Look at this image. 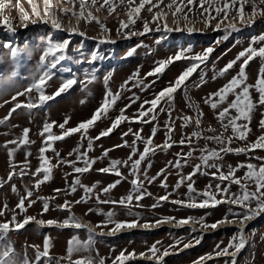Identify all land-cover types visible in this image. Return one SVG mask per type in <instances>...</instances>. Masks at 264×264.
<instances>
[{"label":"rangeland","instance_id":"374dc122","mask_svg":"<svg viewBox=\"0 0 264 264\" xmlns=\"http://www.w3.org/2000/svg\"><path fill=\"white\" fill-rule=\"evenodd\" d=\"M34 2L42 9L43 0H34ZM115 2L117 7L111 16L106 10L94 13L111 30L109 33L102 32L94 22L89 24L84 21H80L77 32L67 31L76 25V20L71 15L60 16L63 29H54L50 21L44 23L41 22L40 17L31 16V5L28 0H19V6L23 7L25 12L30 15V19L26 22L21 19L17 0H10L9 6L0 13V20L5 17L11 19L15 28L13 32L6 25L0 23V120L8 116L16 102L27 103L30 98L33 102H38L39 94L35 90L29 95L18 97L15 102L11 98L17 91H23L32 83L33 79L38 78L41 74L37 70V66L49 40L52 42L68 40L69 44L63 53L65 58L60 60L55 68L48 69L51 72V79L46 84L45 94L53 95L66 79L77 81L71 89L55 96L54 99L31 110L18 109L5 123L0 124V182H3V186L0 187V209L4 208L5 204L7 205L4 216H0V223L11 220L12 210H15L16 219L20 222L26 216L63 222L69 215H74L81 223H83L82 217H84L92 221L96 227L105 229L115 228L114 223L103 225L106 220L105 214L109 212L115 213L114 221L125 223L156 221L166 217L172 218L168 219L172 221L187 218L193 221L196 226L181 224L179 228H171L159 223L158 228L152 230H132V227H123L121 230L127 229V231H123L121 234L112 236L96 234L91 248L88 251L82 250L73 253L72 260L75 261L90 255L94 262L104 258L105 264H112L121 251H125L127 255L131 252L136 254L141 249H145L144 253L151 254L147 249L150 245L156 246L158 252L155 258H160L165 250L174 249L192 241L197 243L195 247L167 256L166 264H185L191 260H199L205 255L223 250L233 237L241 235L238 221H241L246 209L240 205L225 203L205 208L178 206L167 199L156 200L152 194L161 197H174L188 202L187 184L189 181L185 180L178 189L175 187L177 182L181 177H187L194 171L195 166L201 163L200 149L205 145L209 149L221 147L215 141L207 140L206 137L220 133H223L225 137L232 135L230 129L227 132L224 131L217 119V113L226 107L227 103L214 110L204 101L210 93L216 92L239 72L242 60L237 61L232 69L220 75L221 70L230 61L235 60L237 55L248 48L250 44L257 48L264 46L262 41L253 43L254 38L264 35V15H260L258 11L253 16L252 4L249 0L244 3L243 21H241L240 13L237 11L240 4L237 3L217 30L216 24L220 17L213 19L209 27H205L201 22L199 0H196L194 5H188L183 9L184 12H188L189 8L192 9L191 12H188L189 21H185L183 16L178 14L175 23L172 15L174 7L173 9L167 7L172 3V0H163L159 7L153 9V12H163L168 27L170 29L178 27L179 31H165L163 21L160 22V28L157 30V24L152 21V13L147 11L148 5H145L139 18H136L135 25L124 28L120 34H117L118 20H127V9L120 6L119 0H115ZM177 2L179 3V0ZM186 2L187 0H184L185 4ZM222 2L223 0H218L214 7L222 6ZM53 3L55 4L56 0H53ZM138 3L139 0H136V4ZM255 3L259 9H264V4H260L259 0H255ZM59 7H68V5L60 4ZM212 15H216L214 11ZM32 20L36 22L33 23ZM145 20L148 21L151 30L143 35H131V33L143 32ZM229 24H235L236 30L228 28ZM188 28H193L194 31L189 32ZM5 43H11L13 48L19 50L15 59L11 56V51L3 47ZM207 48L213 49L208 59L199 64L197 70L185 81V85L176 91L171 102L161 101L155 112L156 119L150 123H141L135 120L124 121L110 135L93 140L91 150L88 149V139H81V133L51 142V148H47L44 144L45 137L41 136L40 132L45 122H57L52 128L55 135L61 134L62 130L59 128V124L63 123L65 118H70L65 125V130L76 127L80 122L90 119L95 110L100 107L106 90H111L113 94L118 93L119 99L109 110L107 117L99 119L94 126L88 129L87 137H96L102 130L110 127L112 121L120 114V110L125 109L127 105L131 106L126 108L125 115L128 117L137 115L144 101L154 99L157 93L169 86L170 82H174L175 78L191 63L190 60L176 61L169 65L162 74L147 75L157 66L158 61L174 56L182 49H191V52L186 55H195L203 53ZM262 64H264V60L260 58L250 61L246 68L247 84H255ZM137 72L138 76L134 77L133 74ZM105 77H108L107 84H105ZM250 91L253 101H258L259 95L255 89ZM233 98L230 95L228 102ZM133 100H135L134 103ZM148 107L150 105H144L145 109ZM160 108H163L164 111H160ZM169 110H171V116L168 114ZM198 111L203 113L199 127L195 124ZM231 114L236 115L235 110H232ZM184 116L193 117V122L184 126V121L181 119ZM261 121H264V106L257 105L251 113L249 123L251 131L248 133L247 142L234 139L230 147L233 149L244 147L246 143H251L264 134ZM168 123L174 126V132L171 133V141H169L172 143V147L164 149L165 151L155 150L140 165V180L143 181V190L150 195L145 194L140 201L133 199L128 206L119 203L99 202L103 200L119 201L121 197L127 196L132 190L131 180L134 177L131 175V162L128 167L118 166L122 176H117L112 172L103 173L98 169L108 167L111 160H128L132 151L131 146L135 140L132 133L139 132L141 129L140 135L146 140L152 135V129L157 128L153 145L165 142L168 131L166 124ZM239 123L248 122L241 120ZM25 128L30 129L29 140L32 143L21 146L15 153L14 163L17 166V173L21 168H24L23 161L28 152L31 155L28 156L29 165L25 171H35L40 163L39 149L42 146L47 148L44 155L53 166L52 178L42 183L38 189L34 186L37 177L31 175L21 177L17 174L13 176L12 180H8L9 158L4 145L8 141L20 138ZM129 129L132 131L129 132ZM126 132L128 135L125 136ZM193 132H200L205 138L192 136ZM187 137L192 138V144L181 145L179 141ZM124 141H127L129 146L115 147V145H122ZM8 147H15V145L8 144ZM135 147L138 151L137 155L132 157L133 160L138 159L139 153L143 152V141L136 140ZM190 148L195 151L187 157V163H185L183 154L188 153ZM75 149H78V152H87L88 158L101 157L105 149L112 150L106 157L97 159L90 171L77 174L70 164L65 163V161H76L77 167L84 166L83 160H77L78 152L74 151ZM69 153L72 154L69 155ZM221 157L222 159L217 163L222 164L223 171L227 172L229 165L233 168L241 163H252L259 166L264 161L258 157H264V150L257 149L248 153L222 152ZM177 161L180 163L178 168L174 166ZM162 169L163 172H161ZM246 170V168H241L236 172V175L242 177ZM145 171L148 179L156 177L152 183H148V179H145L143 175ZM214 171L216 169L201 166V172H197L192 177L197 193L205 191L209 185L213 192H216L217 185H220L221 188L231 185L230 193L240 192L238 185L213 177L211 173ZM205 172L208 174H203ZM77 177L81 185L96 184L94 192L87 194L90 198L86 203H75L86 196L82 187L77 185L74 193L70 191V185ZM165 177L167 178L166 188L161 186V181H164ZM39 178H43V173ZM117 180L121 182L110 192L105 194L101 191L102 188ZM13 184L16 186V192L12 191ZM250 188L254 190V186L250 185ZM57 189L60 191H55ZM27 190H31L33 195L25 200L27 211L22 212L16 208V205L20 198L26 195ZM97 195H99V201L96 198ZM221 195L217 193L216 198L220 199ZM193 196L197 202L204 199L202 196H196L195 193ZM40 198H48L49 209L47 212L43 211L44 200ZM29 199L35 201L30 207L28 206ZM65 201L71 202L70 212L67 209L61 210L59 207ZM251 207H256L254 202ZM89 209L92 211H88ZM201 218H203L202 222ZM219 221L224 222L218 223ZM228 222L230 225H226ZM214 224L216 227H211ZM39 228L34 221H29L20 230L9 232L4 243L10 242L19 256L23 257L27 253L29 260H34L35 250L31 245H39L43 250V241L45 237H48L51 241L49 251L51 259L48 264H69L67 259L69 240L76 237L83 242L87 241L89 236V232L85 228L54 227L45 229L43 234L40 233ZM242 235L246 239V246L238 256L236 264H264V212L262 215L257 214L255 221L246 224ZM229 250L235 249L230 248ZM161 261L158 264H161ZM126 264L154 263L146 260L137 261L133 258ZM204 264H230V256L214 258Z\"/></svg>","mask_w":264,"mask_h":264},{"label":"snow or ice","instance_id":"6c2138e0","mask_svg":"<svg viewBox=\"0 0 264 264\" xmlns=\"http://www.w3.org/2000/svg\"><path fill=\"white\" fill-rule=\"evenodd\" d=\"M163 2V0H139V3L136 4V0H119L120 6H123L127 9V20L119 19V27L117 28V34H120L121 30L124 28H128L129 26H133L136 23V18H139L140 12L142 9L145 8V5H148L147 11L152 13V21L157 24V30L160 28V22L163 21V28L165 31H179L180 29L177 27L175 29H170L167 24V20L165 14L161 11L153 12L154 8L159 7V5ZM218 0H199V6L201 11V22L205 25V27L211 26V21L213 19H217L220 17L219 21L216 24V29L218 30L221 26V23L224 22L228 18L229 11L235 8L237 3L240 4V7L237 11L240 13L241 21H243V8L244 3L249 2V0H223L222 6H215ZM252 4V15L255 16L259 11L260 15H264V9H259L258 5L255 3V0H250ZM28 3L31 5V16L40 17L41 22L48 23L50 21L52 27L57 30L63 29L62 20L60 16H68L71 15L76 20V25L67 29L70 32H77L79 30V23L80 21H84L85 23H96L102 32L109 33L111 30L107 28L106 24L101 21V18L94 14L98 13L101 10H106L108 15L111 16L115 11L117 4L115 0H56V3H53V0H43V7L42 9L34 2V0H28ZM196 0H187L186 4L184 0H172V3L168 4L167 7L169 9H173L172 15L174 18V23L176 21V17L178 14L182 15L185 21H189L190 17L188 12H191L192 9L189 8L188 12H184V7L188 5H194ZM260 4H264V0H259ZM10 4V0H0V13L4 11ZM60 4H67L68 7H59ZM17 7H19V11L21 13V19L23 21H28L30 19V15L25 12L23 7L19 6V0H17ZM215 12V16L212 15V12ZM221 14H223L221 16ZM107 19V17H105ZM35 23V20H32ZM0 23L6 25L10 31H15L13 27V21L7 17L3 20H0ZM228 28L236 30L235 24H229ZM151 29L149 28L148 21L143 22V32L141 33H131V35H143L149 32ZM187 31L192 32L194 31L193 28H188ZM83 35L84 33H80ZM227 38V37H225ZM107 39V38H105ZM256 41L264 42V35L254 38L253 43ZM103 42V41H102ZM69 44L68 40H64L62 42H52L51 40L48 41L47 46L43 50V54L40 56V60L37 66V70L41 73L38 78L33 79L32 83L29 84L23 91H17L14 96H12V101H17V98L20 96L29 95L33 90H35L38 96V102H33L30 98L27 103L24 102H16L14 106L10 109L8 116L4 117V119L0 120V124L5 123L11 115L16 112L18 109L26 108V109H33L38 106L45 104L47 101L54 99L55 96L60 95L61 93L66 92L67 90L71 89L72 86L77 83L75 79H66L64 80L58 90L53 95H46L45 94V87L47 82L51 79V72L48 71L49 68H55L56 64L65 58L63 53L65 52L67 46ZM4 48H7L11 51V56L13 59L18 55L19 50L13 48L11 43H5L3 45ZM213 51L212 48H207L203 51V53H197L195 55H186V53L191 52V49H182L178 51L174 56H170L167 59L160 60L157 62V66L147 73V75H159L162 74L166 68L171 65L172 63L180 60H190V66L184 69L174 80V82H170L169 86L163 88L159 93H157L154 99L148 101H144L141 105L140 110H138V114L134 115L133 117H128L125 115V110L127 107L131 105H127L125 109L120 110V114L112 121L111 126L105 130H102L96 137H87L88 129L94 126L95 122L101 118L107 117L109 110L115 105L116 101L119 99V94H113L111 90H106L105 97L103 102L101 103L100 107L95 110L92 114L90 119L86 121L80 122L76 127L67 128L65 130V125L68 123L70 118H65L63 123L59 124V128L62 130L60 135H55L52 132L53 126L57 123L53 121L51 123L45 122L43 128L40 132V135L45 137L44 144L47 148H51V142L63 140L66 137L75 134L81 133V139L87 138L88 139V149H92L93 140H99L101 137H106L110 135L114 129H116L122 122L128 120H135L141 123H150L151 121L156 119V109L160 106L161 101L171 102L174 99V94L180 88L185 85V81L197 70L200 63H203L208 59L209 54ZM131 54V53H130ZM51 58V60H49ZM260 58L264 60V46L259 48L254 47L250 44L248 48L241 51L235 60L230 61L220 72V75L226 73L229 69H232L233 66L237 63V61L242 60L243 62L240 64L239 72L236 76L232 77L231 80L228 81L225 85L219 88L216 92L210 93L209 96L205 99V103L208 104L212 109H217L221 105L227 103L226 107H223L217 113V119L221 123V127L227 132L229 129L231 130L232 135L227 137L224 136L223 133L219 135H213L206 137L209 141H215L217 144L221 145V147L211 148L209 149L207 145L204 148L200 149L201 155L199 157L200 164L196 165L194 171L190 173L187 177H181L180 180L176 184V188L178 189L181 184L185 182V180L189 181L187 184L188 189V202L183 200H176L173 203L186 205L188 207H215L221 203H230L234 205H240L246 212L243 214L241 223L250 220L253 216L259 214V212H264V162H262L259 166L247 163V164H239L235 168L229 165V170L227 172L223 171V165L217 163V161L221 160V153L222 152H235V153H248L253 152L257 149L264 150V134L257 137V139L251 143H246L244 147L235 148L233 149L230 147L234 139H238L240 141L247 142L248 133L251 131L249 127V123L251 121V113L257 107V105L264 106V64L261 65L260 71L257 75L255 84H247V73L246 68L249 65L250 61ZM133 76H138V72L134 73ZM132 79V77H130ZM108 77H105V84H107ZM255 89V91L259 95L258 101H253L251 95V89ZM233 96L234 98L228 102V97ZM135 100H133V103ZM8 103V101H5ZM144 105H150L147 109L144 108ZM192 106L191 104L189 105ZM235 110L236 115H232L231 111ZM160 111H164L163 108H160ZM169 116H171V110H169ZM203 116L202 112H197V116L195 118V124L199 127L201 123V117ZM184 121V126H187L189 123L193 122V117L191 116H184L181 117ZM225 120L227 121L225 123ZM244 120L248 123H239V121ZM167 133H166V140L163 145H153V138L157 132V128L152 129V135H150L146 140L140 135L142 129L139 132L132 133L135 137L133 141L132 151L128 157V160L120 161V160H111L108 167H104L98 169V171L103 173H115L117 176H122V173L119 171L120 165L124 167L129 166L131 168V175L134 177L131 180L132 190L129 194L125 197H121L119 201H111V200H103L99 201V195H97V200L101 203H119L124 206H128L132 203L133 199L136 201H140L145 194L150 195V193H146L143 190V181L140 180L141 169L140 165L142 161L150 154L153 153L157 148H171L172 143L171 141V133L174 132V126L171 123L166 124ZM261 128H264V121H261ZM132 130L129 129V132ZM212 131H215L212 129ZM29 132L30 129L25 128L23 129L22 135L17 140L8 141L5 143L4 147L7 149V155L9 158V167L10 171L8 172V180H12L13 176L19 174L21 177L25 175H31L33 177H37L34 181V186L38 189L42 183L49 181L51 177V172L53 166L50 164L48 158L44 155L45 151L47 150L46 147L42 146L39 149V166L35 169L34 172L25 171V168L29 165L28 156L31 155L30 152L25 154V160L23 161L24 168L19 170L17 173V166L14 163V157L17 150L23 146L32 143L29 140ZM47 134V135H45ZM124 135H128V133H124ZM192 136L197 138H205L202 136L200 132H193ZM136 140H142L144 143L143 152L139 153V158L133 160L132 157L137 155V149L135 147ZM174 143V142H173ZM179 143L181 145L192 144V138H182ZM8 144H13L15 147H8ZM129 146L127 141H124L122 145H115V147H124ZM112 149H105L102 153L101 157L97 158H88L87 152H78V149L74 151L78 152L77 160H83L84 166L77 167L76 161H65V163L70 164L73 167V171L77 174H82L88 172L92 169V166L95 164L97 159H102L108 155V153ZM54 151V149H53ZM195 149L190 148L188 153L183 154L185 157V163H187V157L191 156ZM72 153H69L71 155ZM179 155V154H178ZM59 156V153H57ZM261 161H264V157H258ZM151 164L149 163V167ZM175 167H180L179 161L176 162L174 165ZM201 166L204 168H213L216 171L212 172L211 175L213 177H217L221 181H230L231 184L238 185L240 188L239 193H230V186L221 188L220 185L216 186V192L211 191V186L209 185L208 189L203 192L197 193L196 189L193 186L192 177L197 173L201 172ZM246 168L247 170L244 172L242 177L236 175V172L241 169ZM164 170L162 169L161 172ZM43 173V178L40 179V174ZM207 175L208 173H203ZM145 179L147 178L146 171L143 173ZM159 175V174H158ZM156 177H152L148 179V183H152ZM166 177L164 181H161L162 187H167ZM121 181L117 180L112 184L107 185L106 187L102 188L101 191L105 194L110 192L113 188L116 187ZM98 183V182H97ZM79 185L85 191L86 196L82 197L80 200L75 201V203H86L87 199L90 198L87 194L93 193L94 189L96 188V184L92 186L81 185L79 178L77 177L74 179L72 185H70V191L75 192L76 186ZM254 186V190L250 188ZM3 186V182H0V187ZM12 191L16 192V186L12 185ZM59 192L60 190H55ZM193 193L196 196L204 197L203 200L197 202ZM220 193L221 199L216 198V194ZM33 195L31 190L26 191V195L22 196L16 205V208L20 209L22 212H26L27 209L25 207V200L30 198ZM167 196H162L160 200H166ZM44 200L43 211L47 212L49 209L48 205V198H40ZM55 199V197H52ZM255 203V208H252V203ZM35 203V201L30 200L28 202V206L30 207L31 204ZM61 210L67 209L69 212L71 211V202L65 201L63 205L59 206ZM155 207V205H154ZM7 209V205H4V208L0 209V216H4L5 210ZM88 211H92L89 209ZM106 220L103 222V225L106 226L109 223H114L115 228L109 231V235L113 234L115 231L123 228V227H134L135 222L132 223H125L120 221H114L113 216L115 213L109 212L106 213ZM166 220L172 219L170 217L164 218ZM201 218V222H202ZM227 219V218H225ZM34 220V217L26 216L22 222L17 221L16 219V212L12 210L11 220L5 221L0 223V264H48V261L51 259L49 256V251L51 247V241L48 237H45L43 241V250H41L39 245H31V247L35 250V259L29 260L27 253L23 255V257L19 256L13 245L9 243H4L7 240V235L11 231H18L24 227L29 221ZM162 221H157V223H161ZM224 221H219L218 223H222ZM38 223L43 224L45 221H39ZM49 224L57 223L56 221H47ZM71 223L72 226L76 228H86L87 226L82 224L77 220L74 215H69L67 219L62 222V226H68ZM180 223H187V220H182ZM14 225V227H13ZM147 226V225H145ZM211 227L215 228L216 225H211ZM87 231L89 232L88 240L87 241H80L78 238L73 237L68 242L67 247V259L69 260V264H105L104 258H100L98 262H94L93 257L85 256L81 257L75 261L72 260V255L75 252H80L82 250L88 251L91 248L92 243L94 242V236L96 233L93 232L91 228H88ZM243 229H241V235L239 237H233V239L229 242V245L225 247L223 250L217 251L216 255H229V249H235L238 252L245 246V239L242 235ZM101 235L103 233H100ZM179 243V241H177ZM188 247V245H185ZM151 252L152 257H156L158 249L155 245L149 250ZM141 256H144V253H140ZM164 255H167V251L164 252ZM135 256V252L125 254V251H121L119 255L115 257L112 261V264H126L127 261L133 259ZM159 259V257H157ZM201 260L204 257L200 258Z\"/></svg>","mask_w":264,"mask_h":264},{"label":"bare ground","instance_id":"6f19581e","mask_svg":"<svg viewBox=\"0 0 264 264\" xmlns=\"http://www.w3.org/2000/svg\"><path fill=\"white\" fill-rule=\"evenodd\" d=\"M163 144H164V142H158L157 143V145H163ZM164 149H166V148H157L156 151H158V150L165 151ZM152 197L154 199H156V200H160L159 198L161 196L156 195V194H152ZM167 200L169 202L173 203V201L181 200V199H177V198H174V197H168ZM183 201H185V200H183ZM185 202H187V201H185ZM174 204H176L178 206H186V205H181V204H177V203H174ZM225 204H230V203H225ZM259 214L262 215L263 212H259ZM82 220H83L82 224L87 226L85 229L91 228L94 233H96V234L103 233L102 234L103 236L117 235V234H121L123 231H127V229L126 230L119 229V230L115 231L113 234L109 235L108 233H109V231L111 229H105V228H102V227L101 228L96 227L95 224L92 221L87 220L84 217H82ZM182 220H187V223H180V221H182ZM182 220L172 221V220H166V219L162 218V219H159V220H156V221H153V222H151V221L135 222V226L132 227L131 229L132 230H145V231L146 230L156 229V228H158L157 227V225H158L157 221H162L161 223H163L166 226H170L171 228H179V227H181V224H183V225L186 224V225H190V226H196V224L193 221H190L187 218H183ZM255 220H256V215L253 216V218L251 220H249L247 223H241V221L240 222L238 221V223H239L238 226L241 229H243V232H244L246 224L251 223V222H253ZM32 221H34L35 224L38 227H40L39 231H40L41 234L44 233L45 229L54 228V227H69V228H74V229H82V228H76V227L72 226L71 223L68 226H62V222H59V221H56V220H51V219H39V218H37V219H34ZM39 221H45V223L40 224V223H38ZM47 221H56L57 223L49 224V223H47ZM145 225H147V226H145ZM226 225H230V223L228 222ZM13 227H14V225H13ZM245 242H246V239H245ZM185 245H188V247H185ZM196 245H197V243L193 242V241L192 242H188V243L183 244V245H180V246H178L175 249L167 250V255H164V253H163L159 259H157L155 257H152L151 254H148V253L146 254V253L140 251V252H137L135 254L134 260H137V261L146 260V261L153 262L154 264H158V263H160L161 260H165L167 258V256H169L171 254H176V253L183 252L184 250H186L188 248L195 247ZM245 246H246V243H245ZM245 246L242 249H240L238 252H236L235 250H229V255H227V256H230V264H236L238 256L244 250ZM140 253H144L145 255L141 256ZM216 253L217 252L203 256L204 257L203 260H201V259H199V260H191V261L186 262L185 264H204V263H206L207 261H209L211 259L225 257V255L217 256Z\"/></svg>","mask_w":264,"mask_h":264},{"label":"flooded vegetation","instance_id":"af4514ba","mask_svg":"<svg viewBox=\"0 0 264 264\" xmlns=\"http://www.w3.org/2000/svg\"><path fill=\"white\" fill-rule=\"evenodd\" d=\"M179 246H180V245H179ZM151 248H152L151 245L147 247L148 250H150ZM176 248H177V247H176ZM147 249H146V250H147ZM174 249H175V248H174ZM143 250H145V249H141V251H143ZM169 250H170V249H169ZM143 252H144V251H143ZM148 252H150V251H148ZM145 253H146V252H145ZM181 253H182V252H181ZM161 264H166V261H165V260L161 261Z\"/></svg>","mask_w":264,"mask_h":264},{"label":"crops","instance_id":"0c3cea01","mask_svg":"<svg viewBox=\"0 0 264 264\" xmlns=\"http://www.w3.org/2000/svg\"><path fill=\"white\" fill-rule=\"evenodd\" d=\"M163 219H164V218H163ZM182 219H183V218H182ZM182 219H181V220H182ZM158 220H159V219H158ZM189 220H190V219H189ZM145 222H147V221H145ZM151 222H153V221H151ZM184 225H186V224H184ZM188 226H189V225H188ZM165 251H167V250H165Z\"/></svg>","mask_w":264,"mask_h":264}]
</instances>
